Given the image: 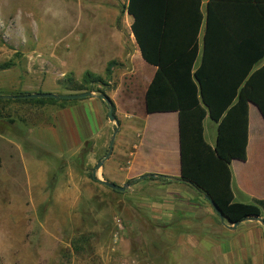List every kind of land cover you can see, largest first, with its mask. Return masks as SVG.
<instances>
[{"label": "rangeland", "instance_id": "374dc122", "mask_svg": "<svg viewBox=\"0 0 264 264\" xmlns=\"http://www.w3.org/2000/svg\"><path fill=\"white\" fill-rule=\"evenodd\" d=\"M125 3L0 0V98L36 92L81 93L72 91L77 88L91 92L88 90L95 85L82 81L83 76L76 77L81 69L74 56L75 40L80 38L76 23L86 16L97 18L88 27L98 40L110 33L100 15H115L119 26L126 18ZM120 103L131 117L126 122L144 117L138 90ZM58 106L62 105L0 101V136L18 145L27 158V130L48 123L50 109ZM164 119L160 116L150 118L147 124L139 122L140 140L149 145L154 134L159 142L174 139L175 133L164 125ZM210 126L212 122L206 119L205 140L214 136ZM135 134L131 126L126 129L129 144H138ZM90 148L86 143L75 154L55 162L39 153L38 157L51 166L45 163V167L24 169L0 142V264H145L154 259L155 249L148 245L147 231L142 230L145 225L132 211L135 204L124 199L122 192L91 179L93 167L86 165ZM162 149L175 161L174 147ZM151 164L159 165L155 160ZM257 175L264 178V170L260 168ZM96 178L100 179L97 174ZM259 185L264 194V182L260 180Z\"/></svg>", "mask_w": 264, "mask_h": 264}, {"label": "crops", "instance_id": "0c3cea01", "mask_svg": "<svg viewBox=\"0 0 264 264\" xmlns=\"http://www.w3.org/2000/svg\"><path fill=\"white\" fill-rule=\"evenodd\" d=\"M209 1L200 0V11L203 14ZM214 2L218 3L221 10V24L233 29L231 33L226 30V33L231 34V37L240 36L237 30L241 24L236 17L237 1ZM124 15L126 18L117 26L115 15L101 14L107 21L110 33L98 40L94 38L93 29L88 27L97 18L85 15L78 19L76 30L80 38L75 40L74 56L76 64L81 67L76 77L81 79L84 73H90L101 78L104 84L95 87L102 89L113 105V115L118 126L111 151L102 160L96 174L101 180L117 186L128 184L121 191L123 198L135 204L132 211L141 217L145 225L142 230L147 231L145 237L148 245L155 249L154 259H147L145 264H264L263 227L260 223L242 220L231 229L226 220L221 222L208 202L188 184L159 177L180 178L177 113L169 111L148 114L144 108L142 119L132 116L133 121L126 122L131 117L128 111L122 109L120 102L138 90L144 107L145 90L155 68L141 59L130 32L132 19L125 12ZM202 33L203 24L198 32L199 41ZM65 55H68L67 52ZM263 62L264 59L260 64ZM138 86L140 89H137ZM95 95L93 93L69 104L53 107L49 112L48 123L28 129L25 142L30 154L27 158L13 141L0 136V142L8 146L15 164L20 162V167L24 169L45 167L47 164L51 166L42 157H38L39 153L55 162L66 155L75 154L89 143L91 148L86 165L94 167L105 155L115 129L114 124L106 118L103 102ZM160 116L165 118L164 125L174 131V139L159 142L154 134L150 139L151 144L143 143L137 133L139 122L147 124L150 118ZM206 119L202 121L203 138L206 144L213 147L216 124L212 122L213 127L210 126L215 130L214 136L205 140ZM129 126L136 131L138 144L136 140V144L126 141L125 132ZM144 128L145 125L142 130ZM164 147L166 151L174 147L175 161L163 151ZM32 156L34 159H31ZM152 160L158 161L159 165L153 167ZM260 168L264 170V122L256 107L248 103L245 158L229 162V186L234 202L264 200L259 185V181L264 182V178L257 175Z\"/></svg>", "mask_w": 264, "mask_h": 264}, {"label": "trees", "instance_id": "16d2710c", "mask_svg": "<svg viewBox=\"0 0 264 264\" xmlns=\"http://www.w3.org/2000/svg\"><path fill=\"white\" fill-rule=\"evenodd\" d=\"M236 1V17L241 22L236 37L226 33L233 29L221 24V10L213 0L206 4L204 14L200 0H126L123 7L132 19L130 32L141 59L155 68L144 94L145 112L177 113L180 178L211 199L229 224L254 216L264 221V200L234 202L229 186V162L245 158L248 103L264 122V62L260 64L264 59V0ZM82 81L104 84L90 73H84ZM95 86L88 91L104 94ZM77 89L72 91H85ZM0 101L72 102L8 97ZM205 117L216 124L213 147L203 138Z\"/></svg>", "mask_w": 264, "mask_h": 264}, {"label": "water", "instance_id": "95a60500", "mask_svg": "<svg viewBox=\"0 0 264 264\" xmlns=\"http://www.w3.org/2000/svg\"><path fill=\"white\" fill-rule=\"evenodd\" d=\"M93 95V93L91 92H82V93H79V94H51V93H40V92H36V93H27V94H22V95H16V96H7L8 98H11V99H40V98H49V99H54V100H77V99H82V98H85V97H88V96H91ZM97 98H99L107 107V112H106V118L109 122L113 123L114 126H115V129L111 135V138L108 142V146H107V151L105 153V155L103 156V158L99 161L96 162V164L94 165L92 171H91V179L92 180H96L99 184H101L102 186L108 188V189H111V190H114V191H123L127 186L128 184H124L122 186H117V185H114L110 182H107V181H104V180H101V179H97L96 178V171H98V169L100 168L101 164H102V160L106 159L111 151V148H112V143H113V137H114V134L117 130V122L114 118V115H113V111H112V103L110 102V100L107 98L106 95L104 94H96L95 95ZM144 176L142 177H139V179L143 178ZM159 177H162V178H166L170 181H177V182H183V183H186L188 184L190 187H192V189H194L196 192H198L207 202L208 204L210 205V207L212 208L213 212L216 214V216L218 217V219L222 222L223 221V217L221 216L220 212L218 211L217 207L215 206V204L212 202L211 199H209L203 192H201L200 190H198L194 185H192L190 182H187L181 178L179 179H175V178H172V177H168V176H159ZM244 220H254V221H257L258 223H260V225L263 227V238H264V221L259 218L258 216H254V217H246L244 218ZM227 222V221H226ZM228 223V222H227ZM229 224V223H228ZM238 223H233V224H229V228L233 229L235 228V226L237 225Z\"/></svg>", "mask_w": 264, "mask_h": 264}, {"label": "built area", "instance_id": "2783aa9c", "mask_svg": "<svg viewBox=\"0 0 264 264\" xmlns=\"http://www.w3.org/2000/svg\"><path fill=\"white\" fill-rule=\"evenodd\" d=\"M122 264H125V263H122Z\"/></svg>", "mask_w": 264, "mask_h": 264}]
</instances>
